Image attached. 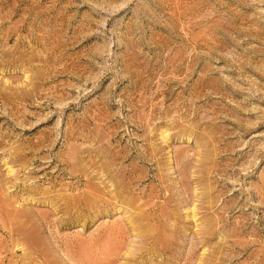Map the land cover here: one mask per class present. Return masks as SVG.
<instances>
[{
  "label": "rangeland",
  "instance_id": "rangeland-1",
  "mask_svg": "<svg viewBox=\"0 0 264 264\" xmlns=\"http://www.w3.org/2000/svg\"><path fill=\"white\" fill-rule=\"evenodd\" d=\"M0 246L264 264V0H0Z\"/></svg>",
  "mask_w": 264,
  "mask_h": 264
},
{
  "label": "bare ground",
  "instance_id": "bare-ground-1",
  "mask_svg": "<svg viewBox=\"0 0 264 264\" xmlns=\"http://www.w3.org/2000/svg\"><path fill=\"white\" fill-rule=\"evenodd\" d=\"M163 137V136H162ZM167 137H168V135L166 134L165 136H164V138H166L167 139ZM172 163V162H171ZM184 187V186H183ZM185 188V187H184ZM186 191V190H185ZM103 200V199H102ZM107 203V202H106ZM195 205V204H194ZM196 207H194V208H192V214H193V216L192 217H196L197 216V214H196ZM221 218L219 219H217V221H216V223H215V225H214V227H217L218 225H220L221 224ZM16 224V223H15ZM11 225H14V224H11ZM15 227V226H14ZM18 227V226H17ZM213 227V226H212ZM212 229V228H211ZM215 229V228H214ZM239 228L238 227H236V230H238ZM210 230V229H209ZM18 230H11L10 229V232L11 233H13V232H17ZM242 231V230H241ZM208 233H203L204 235L203 236H201V238L200 239H202V240H206V237L209 235V234H211L209 231H207ZM198 234V233H197ZM200 234V233H199ZM237 235V234H236ZM229 241V240H228ZM233 241V240H232ZM237 241H233V244L234 243H236ZM228 243V242H227ZM230 243V242H229ZM0 247H2V246H0ZM2 250V249H1ZM208 250L207 249H204V253L201 255L202 257L200 258V260H199V262H200V264H202V262L204 263L205 262V253L207 252ZM1 253V252H0ZM22 258V257H21ZM0 260H2V259H0ZM4 260V259H3ZM21 260V259H20ZM24 260H25V258H24ZM9 261V260H8ZM19 261V260H18ZM221 261V260H220ZM2 262V261H1ZM15 262V261H14ZM14 262L12 263V264H14ZM11 263V262H10ZM9 264V263H8ZM206 264H218L217 262H213L212 260H209L208 262H206Z\"/></svg>",
  "mask_w": 264,
  "mask_h": 264
}]
</instances>
